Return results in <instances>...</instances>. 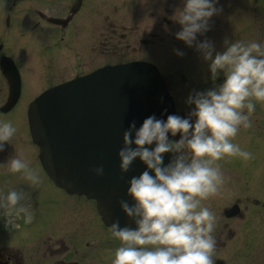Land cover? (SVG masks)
I'll use <instances>...</instances> for the list:
<instances>
[{
	"label": "clouds",
	"instance_id": "clouds-1",
	"mask_svg": "<svg viewBox=\"0 0 264 264\" xmlns=\"http://www.w3.org/2000/svg\"><path fill=\"white\" fill-rule=\"evenodd\" d=\"M216 3L180 0L172 19L180 26L175 37L187 46L195 44L208 62L210 79L215 82L221 76L220 83L190 93L185 102L192 107L186 116L168 114L161 120L149 115L139 127L131 122L122 132V145L116 153L119 171L127 172L136 158L145 168L127 181L125 195L131 203L118 201L135 226H121L116 220L109 225L110 237L118 241L110 264H214L212 232L217 218L202 201L214 195L223 182L220 159L247 161L252 157L231 138L250 126L254 101L264 103V41L225 39L223 50L214 51L207 39L196 40L219 11ZM177 54L182 55L179 50ZM15 132L11 121H0V151ZM177 133L178 139L169 138ZM166 152L172 155L164 164L162 154ZM0 167L19 173L32 187L42 182L39 169L20 156H9ZM89 171L100 176L103 167L97 165ZM24 199L23 190L0 192V209L29 220L30 209L21 203Z\"/></svg>",
	"mask_w": 264,
	"mask_h": 264
},
{
	"label": "rangeland",
	"instance_id": "rangeland-1",
	"mask_svg": "<svg viewBox=\"0 0 264 264\" xmlns=\"http://www.w3.org/2000/svg\"><path fill=\"white\" fill-rule=\"evenodd\" d=\"M127 1H131V0H88V3H89L88 5L89 6L94 5L93 3L100 4L104 15L107 14L109 19L112 20L113 18L117 17L118 15L117 13L122 11V9L127 6ZM132 2L134 3V6H135V19H133L132 21V19L125 18L124 21L125 22L128 21L129 23L132 22L131 24L136 25L135 26L136 30L133 36L135 40L134 50L133 51L120 50L121 53L119 52V53H116V55H114V53L111 50H108L106 49V47H104L102 60L97 59L99 61H95L92 64L95 65L97 63L99 64L101 62H105L109 60L114 61V59L118 57L117 54H119V56L123 55L125 57H131V58H147V59L153 60L159 66V68L167 75L168 78L173 79L172 77H170L169 72L174 71V69L177 70V65L181 66V64L178 62V58L174 56L175 52L168 51V54H171V56H169V60L167 62H164L165 61V58L163 57L164 53L160 49L154 50L155 46L151 48V45L149 44H143V43L140 44L138 42L140 37H144V38L147 37V33L142 28L146 24H148L149 17H150L148 10H151L153 12L159 11L160 6L162 5V2L160 3L157 2L156 4H152V2L148 4V0H132ZM28 3L30 2L24 1V4H28ZM229 5H230L229 11H230V14L232 15V18H236L238 14L243 13L241 0H230ZM176 8L177 7H174L172 9V12L170 13L167 12L165 14V16L169 19L168 25H165L164 21L161 23L162 20L159 19V22H160L159 28L161 30H164V28L170 29L171 26L173 27L175 26L176 22L172 19V16L174 15V11ZM115 11H117V13H115ZM25 15L27 16L25 19H23L25 23V26H24L25 30H24V34L21 39H24V36L27 35V33L29 32L28 28L32 25V22L34 21V18H32L30 15H27V14ZM89 18L95 19V15ZM228 18H230V16H228ZM116 19H118V22H119V18H116ZM246 22L250 23L251 20L249 21L246 20ZM239 25L240 24L238 23L236 24L235 27H238ZM38 29L41 32L40 35H41L42 42H39L38 43L39 45H37V43H35L36 40L35 41L33 40L32 35L25 36V39L23 40V43H24L23 48L25 49L27 47V50L21 52L19 55L21 62L23 66L25 67L26 73H27V78H28L27 79V89L32 88L31 92H33L36 89L37 90L42 89L44 86L50 84L52 81L55 80L52 78L49 80L46 79L45 76H43L41 73L43 68H41V65L38 66L36 62V56L44 53V52H42L41 54L38 53V51H36L37 47L41 45L52 44V40H53V35L51 33L52 31L50 32L46 26L43 27L42 25L38 26ZM117 32H120V30H117ZM15 37L19 39V36H15ZM15 37L14 36L11 37V40L15 39ZM75 37L77 39L79 38L78 36H75ZM129 38L131 39L132 37L130 36ZM25 40L29 42L26 43ZM32 40L34 41L33 43H32ZM73 40L74 39H72L71 41V47H72ZM34 43H35V48L32 45ZM28 48H31L32 50L34 48V50L36 51L34 52L35 54V56H33L34 58L27 56V54L30 53ZM73 48L74 47H72V49ZM76 51L77 50H75L74 55H73V51L71 52L65 51L61 53V56H63V54L65 55L68 54V59H69L68 62L73 61L71 63L72 71L79 69L80 67L78 65H81L80 62L82 59H80V62H79V58H78L79 52H76ZM89 56H91V53H89ZM94 58L96 59L95 56ZM185 58L187 59V61L183 65L184 68L187 66V62L190 59H192L191 52H188ZM88 59L89 58H87V60ZM190 61H194V60H190ZM18 64L21 68L22 64L21 63H18ZM187 78L188 79H186V82L182 84L185 90V94L186 93L188 94V92H191V83H193V78H191L188 74H187ZM4 94H5V85H4L2 78L0 77V102L3 100ZM254 103H255V108L261 109L262 103L255 102V101ZM17 111L19 110H14L13 113H9L5 116L4 115L0 116V121H3V120L11 121L13 125L16 127V132L10 138L9 142H4L5 146H4L3 151H4V155L6 156V158L12 155H17V156L22 157L23 155L19 154L20 144L21 146H23L21 151L22 152L26 151V154L29 155V151H28L29 147L27 146L28 143L26 139L27 135L24 132L25 128L21 130L19 122H16L17 114L15 113H17ZM254 120H255V123H259L260 127L264 129V121L262 122L261 114L257 112H253V115L251 117V122ZM258 131L262 133L261 129H259ZM32 158L33 157L29 155L25 159H29V161H31ZM248 162H249V159H248ZM31 165L33 166L34 163H32ZM260 176H261L260 180L262 184L259 186L258 192H251L257 186V184H254L255 180L251 179L247 175H244L241 180H235L234 178H232L231 180L229 179V177L222 179L223 181H225L227 188H224L220 185L218 187V191L215 193L218 196L216 200V204L214 205V207L209 206L210 210L215 213L216 218H217L214 229H213V231L215 230V234L219 235L220 232H223V233L226 232V229H225L226 227H231L233 230V236L230 239V242L228 243V245L227 246L223 245L222 247L217 248L218 250L222 249V251L224 249L226 250L224 253L229 254V256L231 257L229 261L232 264H250L251 259L253 258L254 254L255 256L264 255V211L255 210L254 208L250 206L251 199L253 197H257L256 195H259L260 197L264 199V167H262V172ZM22 190H28V189L26 187H23ZM236 197L241 199L243 204L247 205V211L245 212V215H243V217L241 218L233 217L232 219H225L224 217L221 216L220 210L224 205L229 204L230 201H232ZM211 201L214 202V198H212ZM252 211H254L255 213H251ZM1 212H4L3 209H0V213ZM88 213L89 214L87 216L89 218L90 216H92V214L90 212ZM82 217L83 216L81 217L78 216L72 219L70 225L66 227L65 234L63 235V237L66 239V241L70 243V245L72 244L70 242V240L72 239L74 240V243L81 244V245L83 244L85 240L87 241L88 244L90 243V245H87V243L84 242V244L86 245V248L88 250H91V249L94 250L96 248V245L98 246L97 233L94 231L93 225H90L89 223H85ZM89 221H91L90 218H89ZM78 222H80V224ZM225 224L226 226H224ZM259 230L260 232L262 230V232L260 233ZM30 231H31V227L22 226L20 234H18L17 239H16L20 243V249L23 252L22 256H23V261L25 262L24 264H36V262L38 261L50 260L52 251L47 250L49 242L46 240L43 241L45 239L43 236L35 237V239L34 238L30 239V235H29ZM75 232L81 233L82 235L76 239ZM252 235L255 237L259 235V237L257 238L258 240L249 241ZM219 238H220V235H219ZM225 246L226 248H224ZM245 252H248L249 255L245 259L240 258L239 254H245ZM110 259L111 257L109 256V259H106L103 262V264H110ZM30 260H32V262H30ZM89 262H92V261L89 260ZM262 262L263 261H260V264H262Z\"/></svg>",
	"mask_w": 264,
	"mask_h": 264
},
{
	"label": "flooded vegetation",
	"instance_id": "flooded-vegetation-1",
	"mask_svg": "<svg viewBox=\"0 0 264 264\" xmlns=\"http://www.w3.org/2000/svg\"><path fill=\"white\" fill-rule=\"evenodd\" d=\"M72 2H73V0H47L43 3V8H42V6H40L39 8H41L43 11H45L48 14H51L53 16H57V17L61 18V17L66 16L69 13ZM78 12H79V9L71 16V18H73ZM101 30H104V29H102V27H101ZM242 35L245 36V34H242ZM225 39H228L229 41L237 39V33H233V34L226 33V34H222V35L218 36L217 42L215 43V40H213V43H212L214 50L217 49L218 51H222L223 47H224L223 41ZM180 45H182V44H180ZM184 112L185 111L183 110V114H181L182 116H184ZM242 133H243V130L240 129V130H238V132L236 134L235 140H237L236 144H238L239 146L241 144L240 138H241ZM227 158L228 157H225V158H222L218 161V164L222 165V171L224 174L228 173L233 166L232 162H230ZM27 201H31L30 196H28ZM81 211L83 213V210H81ZM81 235H82L81 233L76 234V236H75L76 239L78 237H80ZM84 242L87 243L85 240H84ZM54 243H53V245H54ZM54 248L55 247H50L51 250H53ZM98 248L101 249L100 246H98ZM55 254H57V252H55V251L51 252V255H55ZM75 254H73L71 252L70 248H66L57 257L51 258L49 260V262H51L52 264H87V263L88 264H102L104 261L103 253L100 250L91 253V256L89 257L84 244L80 246L79 252L76 251ZM0 256H1V260L4 261L5 264H22L23 263V262H21L20 259L15 260L14 255L8 254L7 249L0 250ZM212 256L214 259V257H215L214 249L212 252ZM89 260H91L92 262H89Z\"/></svg>",
	"mask_w": 264,
	"mask_h": 264
},
{
	"label": "water",
	"instance_id": "water-1",
	"mask_svg": "<svg viewBox=\"0 0 264 264\" xmlns=\"http://www.w3.org/2000/svg\"><path fill=\"white\" fill-rule=\"evenodd\" d=\"M12 69V68H11ZM10 77L13 78V74L10 73ZM82 79H78V81H81ZM89 79L81 81L82 84H87ZM159 83V82H158Z\"/></svg>",
	"mask_w": 264,
	"mask_h": 264
}]
</instances>
